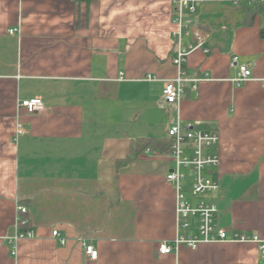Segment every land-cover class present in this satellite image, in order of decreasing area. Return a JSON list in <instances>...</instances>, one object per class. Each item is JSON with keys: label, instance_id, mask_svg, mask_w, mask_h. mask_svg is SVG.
<instances>
[{"label": "crops", "instance_id": "obj_1", "mask_svg": "<svg viewBox=\"0 0 264 264\" xmlns=\"http://www.w3.org/2000/svg\"><path fill=\"white\" fill-rule=\"evenodd\" d=\"M171 1L0 0V264H264L254 244L159 254L177 235L173 160L119 163L132 140L166 139L177 122L216 132L218 189L203 200L229 236L264 240V14L249 22L232 0H204L193 19L207 52L187 56L181 99L163 105L162 81L177 76ZM242 65L252 77L237 87ZM34 98L47 110L19 107ZM184 194L194 203L190 179Z\"/></svg>", "mask_w": 264, "mask_h": 264}, {"label": "built area", "instance_id": "obj_2", "mask_svg": "<svg viewBox=\"0 0 264 264\" xmlns=\"http://www.w3.org/2000/svg\"><path fill=\"white\" fill-rule=\"evenodd\" d=\"M204 0H172L171 1V25L173 27L172 36L175 41L176 50L172 57V63L177 68V76L172 80L162 81L161 102L163 105L176 104L183 94V84L187 82L185 71L182 67L187 56L196 49H203V38L193 19L198 6ZM234 6L248 5L251 3H264V0H232ZM186 32H190L193 43L183 44ZM15 30H10L13 35ZM204 52H207L203 49ZM237 58L232 59L231 65L236 66ZM252 77L251 70L242 65L238 66V73L232 82L237 86L248 82ZM148 82H155L157 79L152 75H147L144 79ZM19 107L24 108L28 113L36 111H46L42 102L37 99L23 100ZM17 134H23L22 125L17 126ZM167 138L171 142V152L169 156L173 160L174 167L166 175L165 180L175 192V221L177 235L170 244L160 243L158 253L167 255L176 252L179 247L184 246L190 250H195L199 244H210L218 242H233L238 244H254L257 247L259 257L264 260V240L256 234H234L228 235L227 230L217 227L215 217L217 209L214 205L203 200V196L216 192L218 184L215 180L207 176V172L218 166L220 159L217 155L206 153L209 148L216 147L219 143V136L216 132H204L194 129L191 125H182L177 122L167 130ZM190 179V194L194 203L186 199L184 194V184ZM17 214L26 213L23 206L17 207ZM20 219V218H19ZM32 231L20 232L11 239L14 243L23 239L33 238ZM52 237L56 238L60 245H64L65 240L60 237L57 231L52 232ZM85 254L91 260L96 259L97 251L91 245H85ZM11 254H16L15 246L11 249Z\"/></svg>", "mask_w": 264, "mask_h": 264}, {"label": "trees", "instance_id": "obj_3", "mask_svg": "<svg viewBox=\"0 0 264 264\" xmlns=\"http://www.w3.org/2000/svg\"><path fill=\"white\" fill-rule=\"evenodd\" d=\"M86 1V0H76ZM246 10V20L251 21L256 15L264 14V3H251L242 5ZM260 38L264 39V28L260 30ZM146 151L158 154H169L171 152V142L168 138L159 139H135L130 142L128 155L120 160V164H127L135 160Z\"/></svg>", "mask_w": 264, "mask_h": 264}]
</instances>
